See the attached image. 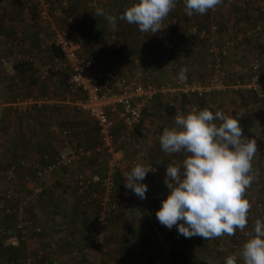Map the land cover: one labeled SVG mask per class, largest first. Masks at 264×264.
I'll return each mask as SVG.
<instances>
[{
  "label": "built area",
  "instance_id": "2783aa9c",
  "mask_svg": "<svg viewBox=\"0 0 264 264\" xmlns=\"http://www.w3.org/2000/svg\"><path fill=\"white\" fill-rule=\"evenodd\" d=\"M248 1L239 3V6L245 8ZM247 3V4H246ZM29 2L28 5H31ZM69 0H60V6L52 13L58 15L62 9L68 8ZM35 7L37 11L38 19L43 23H48L50 20V1L49 0H35ZM263 12V11H262ZM264 18V12L262 13ZM264 23L257 22L253 27H246L241 33L235 34L222 40L221 46H218L217 41V21L213 20L209 25V32L204 28H200L197 21L194 18L181 21L177 17L171 18L166 22L165 26L170 30H182L185 36L189 38V43L195 45L202 39H207V51L211 54L213 59V72L203 82H179L178 78L173 80L167 79L163 83H155L149 81L150 79L143 78L144 67L135 62L133 72L130 74L117 69L115 65H107L105 63L95 64L94 61L88 57L82 48V45L75 39L69 37V31L64 28H59L56 25L49 27L51 33L50 39L44 40V33H39V37L43 39L40 44V50L45 53L51 54L50 45L57 46L61 53L62 58L57 57L50 58L49 62H42L35 64V73L40 81L50 79L53 72L60 66H64L67 69V77L65 78V92L64 101L70 103L76 110L85 112L89 118L93 121L97 136L99 138V145L92 150H82L81 148H71L72 137L70 131L66 128L62 129L58 134V140L61 146L67 147L68 151H58L54 157L50 155H43L39 158H33L30 160L22 161V165L28 166L35 171V175L40 180L34 183L33 191L30 194V198H36L42 192L40 185L43 176L50 172L65 170L72 173L73 183L75 185L76 194L80 196L82 206L91 208L94 213V226L95 233L93 239V246L86 247L81 246V243L77 244L78 248H82L87 253V258L92 264H95L94 258H90L88 253L91 249L99 248L106 251L104 247L105 231L104 228L111 217L117 212L118 206L113 197L114 190V177L118 172L124 173L127 166H135L139 163L137 158L119 160L115 156L117 145H126L129 139L127 131L134 132V136H139L135 131L142 119L143 111L147 100L153 98L154 95L159 93L169 94H191L198 93L199 95L204 93H210L215 91H224L228 88L240 90L241 88L252 89L260 91L262 87V95L264 96V77L260 73L261 62L264 60V47L260 48V43H257L262 37ZM164 30V29H163ZM157 32L155 34V40L149 44L148 60L154 62L158 56L164 53V49L171 50L175 48V43L168 38H164V31ZM168 32V31H167ZM147 36L153 37L147 33ZM249 39L252 42H256V47L253 49V59L249 65L250 75L246 81L242 79H235L232 84H229V78L232 71H230L223 61V56H226L231 50L237 48L244 39ZM22 34L17 33L15 36V42L20 46L24 44L22 40ZM1 66H7L8 61L6 58H1ZM241 69V68H238ZM53 87H50L52 90ZM45 96H18L10 105L21 111L30 110L32 106L42 107L43 105H54L55 100ZM255 104H259L258 102ZM120 123L122 128L126 132L117 136L116 126ZM253 138L257 141L258 149L261 148V132L255 130L253 132ZM260 143V144H259ZM86 155L87 158L94 159V170L86 169L82 166L81 157ZM145 166H152L156 168L154 175H166V170H161L157 165L151 163L147 158L145 159ZM14 166H11L8 170L7 178L11 177L10 173ZM101 170V171H99ZM255 177L259 176L258 170H254ZM248 199L252 204L251 212L260 209L261 215L263 214L261 202L257 201L255 196H251V191L247 190ZM7 200L13 198L10 194L5 193ZM26 200L17 202L16 204V230L26 237L27 235L40 234L42 232V225L39 222L33 221L24 215V205ZM263 209V210H262ZM258 214V213H257ZM261 220L264 221V217L261 216ZM153 225L151 226L152 232L155 233V239L163 244H168L159 232V221L156 215L153 218ZM250 221V220H248ZM252 222V221H250ZM252 225L249 224L246 231L250 230ZM6 233L5 229L0 228V234ZM245 235V234H244ZM71 236V235H67ZM65 237V241L73 244L71 237ZM236 236V235H235ZM227 237L229 241V247L232 250V255H236L239 248L238 237ZM240 239V238H239ZM247 237L245 235L244 241ZM40 259L48 263L50 258H53V251L56 250L54 246V240L50 239L45 246L42 247ZM53 255V256H51ZM39 259V260H40ZM38 260V261H39ZM52 261V259H51ZM36 264L33 261L24 259L18 264ZM158 264V261H155ZM16 264V263H12ZM97 264H101L98 262Z\"/></svg>",
  "mask_w": 264,
  "mask_h": 264
},
{
  "label": "crops",
  "instance_id": "0c3cea01",
  "mask_svg": "<svg viewBox=\"0 0 264 264\" xmlns=\"http://www.w3.org/2000/svg\"><path fill=\"white\" fill-rule=\"evenodd\" d=\"M50 1V20L48 23H43L41 22L38 17H37V11H36V7H35V0H25L24 2V7L22 6V0H18L16 2H12V0H0V22H2V25L4 24L6 27V31H8L7 34L3 35V38H5L6 40H10L9 38L13 37L14 31H18L17 33L22 34V40L24 42L23 45H25V49L24 52H31L30 47L32 45L33 40H35L36 42L38 41L37 35L39 33H44V40L46 39L47 41L50 39L49 34L51 35V33L49 32V27L51 25H56L57 27L60 28V26L58 25L57 21L60 22V19H64L65 18V12L72 10V12L74 11L73 8H75L79 13V15H77L76 17H74V15H70V17H68V19H66L64 22H68V21H72V20H79V18L81 17L82 14V8L83 4L88 1V6L90 7L89 10H93L96 5H98L99 7H103V9L106 10H111L112 6L116 5L118 6L117 9L121 10V12L125 11V9L132 5L134 3L133 0H71L69 4H73L71 7L68 5V8H66L65 10L61 8V12L60 14L56 15L54 13H52V10H55L56 8H58L60 6V0H49ZM29 2H32L31 5H28ZM106 3V6H108V8L104 5ZM231 1H229L227 4H230ZM258 2L255 3L254 8L252 9V11H254L255 13H261L260 10V6H262L261 4L258 3V6L256 5ZM263 7H264V0L262 1ZM120 5H123L122 7H119ZM193 15H198L199 19L197 20V23L199 25L200 28H202V15L200 14H193ZM192 15V16H193ZM233 18L230 22V24L232 25L230 28V31L228 32L229 34H227L226 36H224L221 40H224L225 38L231 37V36H235V34H237L236 32V25L234 24V14L232 13ZM181 21H185L187 18H190L184 11V7L183 9H181L178 12L177 15ZM7 17L12 20V21H16V22H10L9 23L5 22L4 19H7ZM23 17V19H22ZM174 17V16H173ZM4 18V19H2ZM168 19V17L166 18V20ZM171 19V17L167 20V22ZM253 18H251L249 21H252ZM263 20V19H262ZM38 21V22H36ZM123 21V20H122ZM187 21V20H186ZM219 21L217 20V23L219 25ZM120 22V21H119ZM16 23L17 26H12ZM233 23V24H232ZM257 22H255L254 24L252 23H243L244 29L246 27H253ZM264 23V22H263ZM119 25L121 27L126 26L129 27V24L127 22H124V24H122V22L119 23ZM165 26V24H164ZM264 28V26H263ZM13 29H15L14 31H12ZM21 30V31H19ZM68 31L70 34L72 32L78 33V31H72V29L70 30L68 27ZM168 32H173L172 34V41L175 43V48H179V47H185V43L188 44L187 41H184L183 37H177L179 32L174 29V30H168ZM181 32L184 33V31L179 30ZM10 32V33H9ZM180 35V34H179ZM263 41H264V29H263ZM164 38H166V36H164ZM40 41H42L43 39H41L39 37ZM43 40V41H44ZM130 41V39H128ZM245 40V39H244ZM247 40V39H246ZM250 41V40H248ZM247 41V42H248ZM15 42V41H14ZM126 42V41H125ZM201 42V41H200ZM252 42V41H251ZM199 43V42H198ZM197 43V44H198ZM246 42L243 41V43H241L239 45V48L237 47L236 50H240L241 51L237 54L239 57H245V60H248L247 63L244 62L245 64V68L242 65V63H237V60L235 62H233V66L231 68V74H230V79H229V84H232L234 82L235 79H243L242 81H246L249 78L250 75V69L249 65L253 59V51L251 50V46L246 45ZM245 44V45H244ZM23 47V46H22ZM29 49V50H28ZM182 49V48H181ZM180 50V49H179ZM178 50V51H179ZM234 49L231 50L227 55H230V53H233ZM226 55V56H227ZM233 55V54H232ZM229 56L230 59H232L233 57ZM223 56V59L226 57ZM19 57V56H18ZM179 60L181 59V57H177ZM183 59H186V56L182 57ZM187 62H185V67H187L186 64ZM262 63V62H261ZM264 65V63H263ZM262 65V67H263ZM174 66L177 67V64H174ZM172 66L171 64L169 65V69L170 67L172 68V72L171 74L174 75L176 74V72L178 71H174L175 67ZM184 67V68H185ZM230 67V66H229ZM241 68V69H238ZM264 69V67H263ZM133 70V69H132ZM146 69H144V74H146ZM128 72V71H127ZM151 72L155 73V75H157L156 78H159V75L162 74H158L160 71L157 72V69L155 70H151ZM165 72H167V70H165ZM168 73V72H167ZM260 73L262 75V77H264V75L261 72V67H260ZM169 75V74H168ZM247 77H243V76ZM18 77H16L17 79ZM247 82V81H246ZM19 84V83H18ZM260 91H263L262 87H260ZM250 90V92H248ZM54 91V90H53ZM231 91H238L232 88H228L227 90L224 91H216L218 92L217 96L218 100L213 103L210 104L211 108L213 109L212 111L215 112L216 110H221L223 111L226 115H231L233 117H235V115L238 116H242L244 117L245 111H250L251 116H247L246 121H243L245 126L242 128L244 135L246 136V138L248 139H252L253 138V132L255 130H259L261 132V139H260V143H261V148L260 149H264V114L262 112L258 113L259 108L261 107L258 106L256 107L254 104L252 103V101H247V99H245L244 97H247V94L251 93V91L255 92L256 90H252V89H245V88H241L239 91H241V95L243 94V98L240 99H233L235 101H233L232 99L228 100V102H232V104H224V101L226 100L225 95H228L229 92ZM258 91V90H257ZM259 91V92H260ZM64 92L65 90L62 92V90L60 91L59 97L60 98H53V95L51 96V99L55 100L54 105L57 106V114H53L52 118L50 117H46L45 115L41 118H39L38 120L35 119L33 121V124L39 123L40 126H45L46 129H48L51 125V122L53 120V122H56L57 119H62L64 120V122L66 124H70L72 126H74L75 128H77L78 130H80V141L78 140H74L72 137V134H70V136L72 137V145L71 148H85V150H92L95 147L94 146H85L83 143L85 141H88V138L92 135L88 129V126L82 124L81 122H79L81 119L84 120L83 115H85V112H81L76 110L70 103H66L63 99H64ZM174 95H179V94H168L166 95V97H159L158 99H151V100H147V103H152V101L157 100L158 105H160L161 108V104H170L172 103V98ZM260 95V94H259ZM29 96V95H27ZM37 96V95H36ZM206 98H210L212 97V94L210 95H206ZM166 99L165 102H161V99ZM5 104H0V106L2 107ZM148 105V104H147ZM177 105H179L180 107V102L177 103ZM191 105H197L199 110H202V103H195L194 101L191 103ZM190 108V104H187L186 106H184V108H186V112H181L182 110H180L179 113L181 114H187L191 111L195 110V107ZM208 106V105H207ZM249 108V109H245ZM148 108V107H147ZM147 108L145 105L144 108V112L142 115V119L140 124L135 127V131L137 132V134L139 135L134 136V132L132 133L131 131H125L124 128H122L123 126H121L120 123L117 124V128H116V133L117 136H119L121 133L126 132L129 135V139L126 145H122L119 144L117 145L116 151L121 154L122 156H126L127 155V151L128 148L134 146L135 144L137 145H146V141L150 144L151 143V137L152 134L155 130H158L160 132V135L163 132V126L169 127V126H173L174 125V118L171 119H167L164 118L163 116L159 115V117L161 118V120H157L154 119V117L149 116L148 119L145 120V116H146V112H147ZM229 108H230V112H229ZM225 109H227L226 111H224ZM73 111L75 113H73ZM198 111V110H197ZM3 116L5 115V111H3ZM66 113L67 116L63 117V114L60 113ZM262 113V114H261ZM156 114V115H157ZM60 115V116H59ZM87 115V114H86ZM2 116V115H1ZM2 116V117H3ZM88 116V115H87ZM56 117V118H55ZM89 117V116H88ZM87 118V117H86ZM159 118V119H160ZM52 119V120H51ZM88 119V118H87ZM162 119H164V122L162 121ZM88 120L91 121L92 125L94 124L92 122V120L89 118ZM153 120L154 122L150 124V121ZM219 123V122H217ZM249 125V126H247ZM253 125V126H252ZM95 128V134H94V139L96 141L95 146L99 145V138L97 136V132H96V127L94 125ZM51 129V128H49ZM64 129V128H58L55 127L54 129L52 128V130L48 131V133H44L43 135H39L38 130L35 133V136L37 138H43V139H48V145L50 143L53 144L54 140L56 142V147H59V149H55L52 152L53 153H57L58 151H65V147L63 148L58 140V134L59 132ZM70 131V130H69ZM71 133V131H70ZM34 136V138L32 139H37ZM147 137H149V139H147ZM159 137L157 136V140H155V143L157 144L159 142ZM49 138L52 141H49ZM259 143V144H260ZM148 144V145H149ZM146 145V146H148ZM158 145V144H157ZM160 146V144H159ZM55 147V146H54ZM139 147V146H138ZM142 149V146H140ZM91 148V149H89ZM137 148V147H136ZM50 149H52V147H50ZM258 149V150H260ZM84 150V149H83ZM115 151V152H116ZM148 152V151H147ZM31 155H35L34 157L38 156L39 154L36 151H32V153H30ZM140 158L136 157V156H132V155H127L125 158H137L139 160L140 164L145 165V155H144V151L141 150L139 152ZM148 155V154H147ZM163 155V156H162ZM154 156H156L157 158H159L160 160V164H159V168L161 170H166L167 165L162 164L161 162L164 163V161L166 160L165 156L166 154L163 153L161 154L160 152H157L156 155L155 153H150L149 152V157L147 158L151 163L155 164L151 159L154 158ZM128 158V159H129ZM81 159L83 160L84 164L87 162L85 166L86 169L87 166H90V161L94 162L93 158H87L86 155H83L81 157ZM155 160V158H154ZM171 160V159H170ZM89 161V162H88ZM89 163V164H88ZM170 162H168L167 164H169ZM82 165V164H81ZM157 165V164H156ZM255 165H260V167H263L262 162L258 161V157H254L253 159V166ZM131 166H127L125 172H128L129 170H131ZM33 170V169H32ZM34 171V170H33ZM101 171V170H99ZM57 172V171H55ZM52 173V172H50ZM54 173V172H53ZM35 174V171H34ZM123 174V173H122ZM154 174H150V176H152ZM36 176V175H35ZM158 176V175H155ZM160 176V177H159ZM156 179H154L152 182H150L149 184H147L148 189H147V193H146V198L145 199H140L138 196H136L132 191V197L128 196L125 194V192H123V195L117 196L116 195V190L113 192V197L114 200L116 201V204L118 206L117 212H119L118 214V218H117V222L115 223V226L112 223L109 224L108 229L106 230V235H107V239L105 240V242H107L106 244L108 245V252L105 254V256L103 257L104 264H155V260L158 259L156 257H158L159 255L155 254V257L153 258H149V256L147 257L148 254H146L144 256V251H151V248L149 249L148 246L151 245L153 246L155 244V240L153 238L154 234L152 235V230H151V224L150 223V218L152 219V216L154 214V216L156 215V212L160 209L162 201L164 199L167 198V196L169 195L170 189L167 188L166 184H165V175H159ZM155 178V177H154ZM38 179V178H37ZM43 179V178H42ZM41 179V181L43 182V180ZM57 180H55L54 182H52L53 180L49 181L47 180V182L44 185L49 184V188L47 190H45L42 193V196L37 199L34 204L32 205V209L34 210V212H31L33 215H31L30 213L28 214L31 218H33V221H36V217H39V221L42 223H40L42 225V232L38 235H36L37 237L40 236L43 240L41 241L44 244V240H48L51 239L52 237L55 238L56 240L59 241V247L56 253V256L53 258V260L56 262V264H78L79 261L76 262V259L73 258V252H74V248L72 247L73 244L65 241V234H67L66 232H64L65 228L69 229L68 233L74 234V235H84V230L81 229V225L80 227H78L76 224H78V220L83 216V212L80 211L82 209H84V207L81 205H79V203H73V198H67L68 196H60L59 191L57 192V190L54 189V185L57 184L56 182H59L60 185L62 184L63 181H61L60 179L56 178ZM65 183L67 182L66 185L74 188L73 192L75 191V185L73 183V178L71 179H66L64 180ZM32 182H36L32 181ZM52 183V184H51ZM141 183L145 184V182L141 181ZM63 185V184H62ZM46 189V188H45ZM76 192V191H75ZM74 192V193H75ZM127 200H130V203H127ZM81 202V200H80ZM38 203V204H37ZM81 204V203H80ZM132 204V205H130ZM72 207V209H71ZM132 207H135L138 213L136 215V213H132L130 211V209ZM129 210V214H127L125 212V210ZM90 210V209H88ZM92 212V210H91ZM146 213L147 217V221L146 223L144 222V217H143V213ZM116 214V213H115ZM50 216V217H48ZM79 216H81L79 218ZM138 216L139 218H141L142 220L139 222H137L138 220ZM153 216V218H154ZM129 217V218H128ZM127 225V226H126ZM162 225V224H161ZM163 228V229H162ZM162 228L159 229L160 234L162 235V237L166 240L165 236L168 237V239L172 238V241L174 244L173 249H179V250H184L186 252L189 253L190 255V263L189 264H198V260L202 259V261H205L207 264H225V260L226 257L231 255V249L229 247V241L227 240L228 236H222L220 238L217 239H213V240H204V238L199 237V236H193L191 238H185L184 236L180 235L178 233L177 227H173L172 229H168L167 227H165L164 225H162ZM63 230V231H62ZM245 233L244 232H240L239 230H237V237H238V241H239V245L242 244L243 246V241L245 239ZM131 236H134V238L136 239V242H131L130 238ZM36 242V238H34ZM241 241V242H240ZM40 242V243H41ZM23 243V242H22ZM37 243V242H36ZM157 243V242H156ZM42 244V245H43ZM133 244H135L137 246V257L134 260V263L132 262H127L126 258H123L124 254H126V252H129L133 249ZM166 247V252H163L162 257L159 260L158 264H171L170 263V245L164 246ZM156 249V248H155ZM231 250V251H230ZM224 252H225V256H224ZM113 253V255L111 254ZM200 253V254H198ZM200 255V258L196 259V255ZM224 256V257H223ZM194 258L195 263L192 261V259ZM124 260V261H123ZM130 261V260H129ZM154 261V263H153Z\"/></svg>",
  "mask_w": 264,
  "mask_h": 264
},
{
  "label": "rangeland",
  "instance_id": "374dc122",
  "mask_svg": "<svg viewBox=\"0 0 264 264\" xmlns=\"http://www.w3.org/2000/svg\"><path fill=\"white\" fill-rule=\"evenodd\" d=\"M16 1L17 0H12V2H16ZM23 1H25V0H22V2ZM70 1L71 0H69V3H70ZM229 1H231V3L227 4ZM262 1L263 0H253V1H248L249 2L248 4L246 3L247 5L250 4V6H251V8L249 9V14H250L249 19H246L245 14H244L242 16L241 21L236 22L234 20V24L236 25L235 27H237L236 28L237 33H241L242 30L244 29L243 23L248 22V23L254 24L255 22H262V23L264 22V18L262 16V13L264 12V7L262 4ZM240 2L244 3V2H246V0H223V3L218 5L214 10L210 9L207 13L202 15V23L205 24V22H207L209 20L210 21L220 20L219 21L220 30L217 34V38L221 40L224 36L229 34L228 32L230 31V28L232 26L230 24V22L233 21L232 20V13L237 9L236 7L238 6V7L243 8L242 6L238 5ZM256 2H258L259 4L262 5V6H260L261 13H257V12L255 13L254 11H252ZM258 3L256 4L257 6H258ZM72 5L73 4H69L70 7ZM104 5L106 6V3ZM22 6L23 7L25 6L24 2L22 3ZM122 6L123 5H120L119 7H122ZM83 7L85 8L84 5H83ZM86 7H87L86 9L82 8V14H81V17L79 18V20H77V21L72 20V21H68L67 23L64 22L66 19H68V17H70V15H74V17L79 15L80 12H78L75 8H73L74 9L73 12H72V10L65 12V14H66L65 18L62 20L60 19V22L57 21V23L60 26V28H64V29L68 30V27H69L70 30L72 29V31L73 30L78 31L79 35L83 36L84 42H82V44H81L84 46L83 51L88 57H90L94 61L95 64H100L103 62L107 65H115V66H117L118 70H121L124 72L128 71V73L131 74L133 72L132 69L134 68V64L136 61L139 62L144 67V69L146 68L145 66H147V64L151 63L148 60L149 44H151V42H153V40H155V34L150 33V35L153 37L147 36L144 33L140 32L138 29V26L134 25V24H129V27H127V28H126V26L121 27L119 25V23L122 22V24H124V22H126V21H124V20L122 21L119 19V16L123 13V11L121 12V10H118L117 9L118 6H116V5L112 6L111 10L104 9L108 15L117 16V24H116L114 29L112 28V26H110L108 24L107 20L104 17H101V16L96 17L93 13L94 10H89L87 5H86ZM96 7H99V6L96 5ZM106 7L108 8V6H106ZM183 7H184L183 0H176V7L168 15V19L170 17L171 18H174V17L179 18L177 16L178 12L181 9H183ZM101 8H103V7H101ZM0 17H1V14H0ZM191 17L194 18L196 21L199 19L198 15H193ZM251 18H253V20L249 21ZM2 19H4V18H2ZM22 19H23V17H22ZM4 20L7 23H9L8 21H10L12 23L16 22V21L10 20L8 17H7V19H4ZM167 20L165 19L163 21V24H166ZM36 22H38V21H36ZM12 26H17V25L15 23ZM2 29L3 28H0V36L3 35V33H4L3 32L4 30H2ZM19 31H21V30H19ZM163 31H164V33L167 32V28L164 27ZM177 31L180 34V35L178 34L177 37L178 38L183 37L184 41H187V37L185 36V33L181 32L179 30H177ZM70 33H71V31H70ZM72 33H74V35L77 34L75 32H72ZM261 35H263V33H261ZM49 37H51L50 34H49ZM128 39H130V41ZM246 39L244 40V42H246L245 44L251 46V50L253 51V49L256 47V42H251V41H248L249 39H247V40ZM14 41H15V38H14ZM148 41H150L149 44H148ZM200 41H198L199 43L197 42L198 44L196 43L195 45H188L187 43H185V45H184L185 47H179L178 48V50L179 49L180 50L177 52L179 54H177L176 57L167 56V57L161 58V56H158L157 62L160 64L149 65L150 68L148 69L149 71H147V72H150V70H155V69H157V72H158V71H160V68L167 69L170 64H176V63H172V60H173V61H178V63H179V66L177 65L178 67H175V69L173 71V72L178 71L174 75L175 78H178L181 68H184L185 67L184 63L187 62L186 66H191V68L193 70V74L196 77L195 78L196 80H194V81H201V82L205 81L207 79V77L209 76V75L207 76V68H209L211 65V60H212L211 57L212 56L207 55L204 42H202V41L200 42ZM5 43H7V40L5 38L4 39L1 38V40H0V53L3 51V48H4L3 45H5ZM257 43H260L262 45V47H264L263 36L260 38V40ZM25 47L26 46L23 45V47H21L17 52L11 51V53H9L8 55L6 53H3L4 57H6V61H8L7 66H1L0 65V90H2L3 96H6V94L8 93V89L5 86V85H7L6 83L11 82V80L15 76L14 72L11 68V62H14L16 60H20V58H26V57L27 58L29 57L34 64H39L42 62H49L50 61L49 54L40 50V48L37 47L36 42L34 40H33V43L31 45L30 54H28V52L27 53L24 52ZM238 48H239V46H238ZM240 51H241V49L238 51L235 48L233 53H230V55H227L223 59L222 63H224V65L230 71H231V68L233 66V62H235L236 60H237V63H242V65L245 68V64L243 61H245V63H247L248 60H245V57L243 58V57H239L237 55ZM231 55L233 57L232 59H230V57H229ZM114 56H117L119 58V62L112 61ZM183 56H186V59H183L182 58ZM121 57H122V59H121ZM177 57H181V59L179 60ZM171 58H173V59H171ZM263 63H264V60H262V63H261V72L264 75ZM262 65H263V67H262ZM170 71H172V70H170ZM150 73H153V72H150ZM170 73H172V72H170ZM147 74H149V73H147ZM158 74H162V73L159 72ZM32 77H33L32 73H30L28 76L25 75L23 77V79L21 78L20 79L21 82L19 79H15V80H17V85L20 87V88H18L19 93L17 94L19 97L20 96H26V95H35V96L40 95L44 89L47 91L48 95H50V96L53 95V98H55V99L60 98L59 97V95L61 94L60 91L56 88L54 89V91L50 90L48 81H44V82L39 81L38 82L37 80H35L33 78L34 83H32V84H34V85L30 84L29 82H30ZM66 77H67V69L64 66H60L59 68H57V70H55L53 72V75L50 78V81L52 80L57 85L59 81L65 80ZM243 77H247V75L246 76L244 75ZM159 78L162 79V75H159ZM27 83H29L30 85H28ZM155 83H157V82H155ZM45 88H47L48 90ZM168 94L169 93H167V92L157 94L156 99H158L159 97H163V96L165 98L166 95H168ZM14 96H15V94H14ZM225 97H226V100L224 101V104H232V102H230V103L228 102V100H230V99L233 100L236 98V99L241 100L243 98L241 93H238L237 91H231L228 93V95H225ZM245 98L247 99V101H253L255 103L258 102L259 103L258 106L261 105V107L259 108L257 114H259L260 112H262L264 114V96L262 95V91H260V92L255 91V92H251L250 94L248 93L247 97H245ZM160 99H161V102H165V100H166V99H162V98H160ZM233 101H235V100H233ZM146 108H147V112H146L145 120L148 119L149 116L154 117V119L161 120L159 115L162 116V113H161L160 105H158V103H157V100L152 101V103H150V104L146 102ZM226 110L227 109H225L224 111H226ZM229 112H230V108H229ZM73 113H75V112L73 111ZM53 114L58 115V112L52 113V116H53ZM60 114H63L62 115L63 117L67 116V114L64 112L60 113ZM83 116H85L84 120L81 119L79 122L88 126V129H89L90 133L92 134L88 138V141H85L83 144L85 146H87V149H88V146L90 147L91 145L96 147L95 146L96 141L94 139V134H95L94 133L95 132L94 124L92 125L91 121L88 120L89 117L86 114ZM162 121L164 122V119H162ZM16 122L17 121H15L14 118L10 119V118L6 117V118H3L2 120L0 119V126L3 127V128L1 127L2 129H0V160L3 158L10 159L11 152H10V149L8 147L9 146L8 141L10 140L11 136L13 135L12 134L13 133L12 127L14 126V124ZM153 122L154 121L151 120L150 124ZM55 127L66 128V129L70 130L71 131L70 134H72V137L74 136L73 139L80 141L79 140L81 137L80 130H78L77 128H75L74 126H72L70 124H66L64 122V120L62 119V117L60 120L57 119L56 122H53V120H52L51 125L49 127L51 129H49V128L46 129L45 126L42 125V126L37 127V130H38L39 135H43L45 132L48 133V131L52 130V128L54 129ZM157 136H160V132L158 130H155L153 132L151 140H150L151 143L149 144L146 141V145L149 144L148 146L135 144L131 148L130 147L128 148L127 155H132V156H136V157L140 158L139 152L141 150L144 151V155H145L144 158H150L149 152L155 153V155L157 152H160L161 154H163L164 152L161 149V147L159 146L160 142L157 143L158 145L155 143V140H157ZM147 139H149V137H147ZM140 146H142L145 149H142ZM50 147H52L53 150L59 149V147H56L55 140H54L53 144L50 143V145L47 148L50 149ZM65 149H66L65 152H67L68 148L65 147ZM83 149L85 150L84 147H83ZM89 149H91V148H89ZM50 151H52V150H50ZM115 156L121 161L129 158V157L125 158L126 156H122V153L120 154L119 151L115 152ZM255 156L258 157L259 162H262L263 167H259V168L257 167L256 168L258 170L259 176L255 177V179L253 180L252 188L251 189L248 188L247 190L251 191V193H252L251 196H255L257 198V201L261 202L262 208H264V149L262 148V149L258 150ZM171 157H173V155H167L166 154V156H165V158H171ZM154 158H155V160L153 162H156L155 164L160 162L159 158H157L156 156H154ZM180 161H182V160L180 159V156H178L177 158H171L170 163H177L178 164V163H180ZM81 162H82V166L87 164V162L84 164L82 159H81ZM2 163H3V161H2ZM89 163H90V166H87V168L94 170V168H95L94 162L90 161ZM5 164H6V161H4V165ZM12 164H14L13 165L14 168L10 173L11 177L9 179L7 178L9 168L6 171H4L3 167H0V172H1V170H3V177L2 178L0 177V194L2 192V193L10 194L13 197H15L16 195L17 196L22 195V197L26 200L25 205H27V207L24 209V215H26L27 218L32 219L28 214L30 213L31 215H33L31 212H34V210L32 209V205L35 202L34 201L35 198L34 199H33V197L30 198V194L34 188V182H32V181L37 180V178L34 174V171L30 167L24 166L22 164L19 165L17 163L16 157L13 158ZM150 174L151 173L149 172L146 175L145 179L143 180V182H145V184H149L150 182H152L154 179H156L158 177L155 175L150 176ZM56 178L63 181L62 182L63 185H66L67 182L65 183L64 180L71 179L72 173L67 172L65 170H60V171H57L54 173L52 172V173L45 174L43 176V179H42L43 182L41 184V186H42V192L41 193H43L45 190H47L49 188L50 183H48L47 185H44L47 182V180H49V181L53 180L52 182H54L55 180H57ZM73 189L74 188L70 187L68 190V197H70V198L74 197ZM116 192H117L116 193L117 196H120V195L124 196L123 192H125L127 197L128 196L132 197L131 196L132 192L130 190L126 189L125 182H122V184L118 182V184L116 185ZM246 198L248 199V193L247 192H246ZM127 203H130V200H127ZM130 205H132V204H130ZM0 206H1V203H0ZM87 209H90V211H91V208H87L86 206L84 207L83 210L85 211ZM260 209H261V207L255 211H253V212L250 211L248 220L253 221V223H254L256 219H261V216L264 217V210L262 209L263 214L261 215ZM130 211L132 213L137 212L135 207H132L130 209ZM125 212L127 214H129V210L126 209ZM118 214H119V212H117L114 215L115 219L118 216ZM137 214L138 213H136V215ZM2 216H3V213L0 211V217H2ZM153 216H154V214H153ZM153 216H152V219L150 218L149 224H151V226L153 225V221H152ZM48 217H50V216H48ZM137 220H138L137 222L140 223V221L142 219L139 218V216H138ZM36 222L41 223L39 221V219L36 220ZM116 222H117V219L113 221L114 226H115ZM117 224H118V222H117ZM64 232L67 233V234H65V237L67 235H71V236H67V238L71 237L74 244L77 243V242H75V240L80 235H74V234H72V232L69 234L66 228H65ZM245 232H246V229H245ZM34 238H35V236L33 234L27 235L26 237H24L23 243L22 242L18 243L17 246H13V245L7 246L6 245L4 247H0V264H10L9 259H7V258H9L11 255H18L19 262H22L24 259H26V260H29L31 262L33 261L36 264H39L38 260L41 258V257L39 258V256L40 255L44 256L41 254V252L43 251L42 250V247H43L42 244L43 243L40 244V242L38 240L36 241L37 243L33 242V241H35ZM51 239L54 240V246L56 247V250L53 251L52 253L54 256H56V253H57V250L59 247V241L53 237ZM104 239L105 240L107 239V235ZM49 240L50 239L44 240V243L47 244V242ZM243 242H245V241H243ZM158 245L162 248L164 247V244H162V243L157 242V246ZM138 248L135 244H133L132 252L130 254L128 252H126V254H124L123 258H126L127 262H129V263L130 262L134 263V260L138 256L134 251H136ZM148 248L149 249L151 248V250H153V252L148 251V250L144 251V253H143L144 256L146 254H149L151 256L152 254L155 255L157 253H160L159 250H157V249L154 250L156 248L155 244L153 246L149 245ZM241 250H242V244L239 245V248L237 249V251L233 252V253L236 254V256H239V258H240ZM107 252L105 250H101L99 248H97V249L93 248L88 253V256L90 258L91 257L95 258V264H97L98 262L103 263V262H105L103 257L105 256V254ZM111 254L113 255V253H111ZM198 254H200V253H198ZM198 254L196 255V259L200 258V255H198ZM225 255L226 254L224 252V256ZM23 256H25V257L21 258ZM73 256H74L73 258L76 259V262L79 261V258H80L79 248H78L77 252L73 253ZM192 261L195 263L194 258L192 259ZM237 261H238L237 264H243L242 257H241V259H237ZM153 263H154V261H153Z\"/></svg>",
  "mask_w": 264,
  "mask_h": 264
},
{
  "label": "clouds",
  "instance_id": "9594fccd",
  "mask_svg": "<svg viewBox=\"0 0 264 264\" xmlns=\"http://www.w3.org/2000/svg\"><path fill=\"white\" fill-rule=\"evenodd\" d=\"M183 3L191 17L214 10L223 0ZM175 7L176 0H136L119 19L137 25L142 33L156 34L164 29L163 21ZM93 13L115 28L117 16L108 15L101 7H95ZM186 72L181 68L179 82L187 79ZM159 142L165 154L182 153L186 158L167 164L165 184L170 192L156 212L157 220L168 229L177 227L185 238L199 236L205 241L235 236L237 230L244 232L247 239L240 252L243 264H264V221L256 219L245 232L252 208L246 192L255 179L253 159L258 145L246 138L239 119L209 108L178 113L174 126L163 129ZM150 171L155 173L156 168L137 163L124 172L126 189L145 199L148 186L141 181ZM225 264H237V256H227Z\"/></svg>",
  "mask_w": 264,
  "mask_h": 264
},
{
  "label": "trees",
  "instance_id": "16d2710c",
  "mask_svg": "<svg viewBox=\"0 0 264 264\" xmlns=\"http://www.w3.org/2000/svg\"><path fill=\"white\" fill-rule=\"evenodd\" d=\"M133 1L136 2V0H133ZM87 3H88V1H86L83 4L85 6L84 9L87 8L86 7ZM88 8H90V7L88 6ZM236 8L237 9L233 12V14L235 15L234 16L235 17L234 20L236 22L241 21L242 16L244 14H245V18L249 19V15H250L249 14V9L251 8L250 4L247 5L245 8H241V7H238V6ZM93 10H95V9H93ZM232 18H233V15H232ZM189 19L190 18H187L186 20H189ZM211 22L212 21H210V20L205 22V24H202V28L206 29V31L209 32V25H210ZM0 28H3L2 30H4L3 31L4 32L3 35L8 33V31H6L5 25L4 24L2 25V22H0ZM14 30L15 29H13L12 31H14ZM219 30H220V24L218 25L217 34H218ZM16 32H18V31H16V30L14 31V34H13V37H12L13 39L10 37L9 38L10 40H7V43H5V45H3L4 48H3V51L0 53V61H1V58L4 57L3 53H6L8 55L9 53H11V51H16L17 52L23 46V44H21V46H20L17 42H14V38L16 36ZM172 33L173 32H171V33L170 32H166L165 33L166 38L171 40L172 39L171 37L173 35ZM3 35L0 36V40H1V38L4 39ZM36 35H37L38 41L37 42L35 40L34 41L36 42L37 47L40 48L41 41L39 39V34H36ZM69 37L77 40L79 43L81 42L80 44H82V42H84L83 36L79 35V33H77L76 35H74V33H70ZM206 40L207 39H202L201 41L204 42V45H205V48H206L205 50H206L207 55L211 56V54L208 53V51H207ZM187 42H188V45H191V43H189V38H187ZM149 43H150V41H148V44ZM216 43H217L218 46H221L222 40L217 38ZM261 47H262V45H260V48ZM50 48H51V54L49 55L50 58H52L53 56L57 57L59 59L62 58V53H61L60 49L57 46L52 44V45H50ZM82 48L84 49V46ZM30 50H31V47H30ZM177 52H178L177 48H174V49H171V50L164 49V53H163L162 57H167V56L176 57V55L179 54ZM28 54H30V53L28 52ZM4 58H6V57H4ZM121 59H122V57H121ZM171 59H173V58H171ZM112 61L119 62V58L117 56H114ZM172 63H176L179 66L178 61H173L172 60ZM151 64H155L156 65V64H160V63H158L157 59H156V60H154V62H151V63L147 64V66H145L146 67L145 71H146V74L149 73L150 75L149 74H147V75L144 74L143 78H145V79L148 78V79H150L149 81L157 82V83H163L167 79H169V80L172 79L173 80V78H175V77H173V75L171 73H169V71L173 67L172 68L170 67V69L169 68H167V69L160 68V72L162 73V79L161 78H156L157 75H155L154 73H150L151 70H150V72H147V71H149L148 70L150 68L149 65H151ZM0 65H1V62H0ZM171 65L174 66V64H171ZM174 67H176V66H174ZM11 68H12L15 76L11 80V82L6 83L7 85H5L6 88L8 89V93L6 94V96H3L2 90H0V104H5L2 107L0 106V119L2 120L3 118H6V117H8L10 119L14 118V120L17 121V122L12 127L13 128V133H12L13 135L11 136L10 140L8 141V144H9L8 147H9L10 152H11L10 159L3 158V159L0 160L1 161L0 162V167H3L4 171H6L8 168H10L11 166L14 165V164H12V160L15 157L17 159V163L20 165V164H22V161H24V160H30V159H33V158H39V157H42L43 155H46V154L50 155L51 157L55 156V153L52 152L53 149H48L47 148L50 145V144L48 145V143H46V142H48V139L37 138L35 136V133L37 131V127H39L40 125H39V123H36V122L33 124V121L35 119L38 120L39 118L43 117L44 115L46 117L52 118V113H57L56 110L59 109L55 105H43L42 107L32 106V108L30 110H25V111H21V110H17L15 108H13L10 105V103L18 96L17 95L19 93L18 92L19 91L18 88H20L17 85V80H15L16 77H18L17 79L20 80L21 78L23 79V77L25 75L28 76L30 73H32L33 77L31 78L30 82L28 81L30 84L34 83L33 78L35 80H37L38 82L40 80L37 78L36 73H35V64L32 62V60L29 57L28 58L27 57L26 58H20V60H16L14 62H11ZM185 68L187 69V72H186L187 79L185 81L186 82H190V83L191 82H195L194 80H196L195 79L196 77L193 74V70H192L191 66H187ZM165 70H167L168 73L165 72ZM212 72H213V59L211 60L210 67L207 68V76L210 75ZM45 81L49 82V88L53 87L52 90H54L55 88L58 89L59 91L62 90V92L65 90V80L59 81L57 85L52 80L50 81V79H47ZM20 82H21V80H20ZM41 82H44V81H41ZM29 83H27V84L30 85ZM32 85H34V84H32ZM45 89H47V88H45ZM237 92L241 93V91H239V90ZM248 92H250V90ZM251 92H253V91H251ZM216 93L218 94V92L215 91V92H210V93H204V94H201V95H199L198 93H191L189 95L182 93V94H179V95H174L173 97H171L172 98V103H170V104H161L162 116L164 118H167V119L174 118L180 112V110H182L181 111L182 113L187 111L186 108H184V106H186L187 104H190V108H192L194 106V105H191V103L193 101L195 103H202V109L209 108L210 110H213L211 108L210 104H213V103H215L218 100V97H215V96H217ZM14 94H15V96H14ZM210 94H212V97L206 98L207 97L206 95H210ZM45 95H48V94H47V91L43 89L41 94L37 95V96H45ZM156 95H154L152 99L157 98ZM242 96H243V94H242ZM49 97L51 98V96H49ZM178 102H180V104H181L180 107H179V105H177ZM252 103H255V102L252 101ZM255 106L258 107V105H255ZM194 107H195L194 111L199 110L197 105H195ZM245 109H249V108L245 107ZM3 111H5V115L4 116H3V113H4ZM1 115L3 116V118H2ZM247 116H249V117L251 116L250 111H245L244 117L247 118ZM235 118L239 119V122H240L242 128L245 126L243 121L245 120V122H248V121H246L247 119L243 118L242 116L235 115ZM247 126H249V125H247ZM1 127L2 126H0V129L3 128V127L2 128ZM163 127H166V126H163ZM252 132H254V131H252ZM34 136L37 139H32V138H34ZM49 140L51 141L50 138H49ZM50 150H52V151H50ZM32 151H36V152L38 151L37 153L39 155L34 157V155L30 154V153H32ZM178 156H180L181 160L186 158L185 154H182V153L181 154H173V157H171V158H177ZM171 158H166L164 163L161 162V165L162 164L167 165V163L170 162ZM151 160L154 161V158H152ZM2 161H3V163H2ZM4 161H6L5 165H4ZM154 163H156V162H154ZM257 167L259 168L260 166H258V165L253 166V171L256 170ZM0 177L1 178L3 177V170H1V172H0ZM36 181L38 183L40 180L37 179ZM118 182L121 183V184H122V182H125L124 175L121 172H118L115 175V177H114V190L113 191L116 190V185L118 184ZM56 183L57 184L54 185V189L57 190V192L60 190L58 194H60V196L62 195V197L65 196V195L68 196V190H69L70 186L62 185V184L60 185L59 182H56ZM41 184H42V182H40V185ZM252 186H253V182H252V184H251V186L249 188L251 189ZM73 195H74L73 203H79V205L81 206V204H80L81 203L80 202V196L77 195L76 192ZM41 196H42V193L39 194L35 199L33 198L34 201L39 199ZM67 198H69V197H67ZM23 199L24 198L22 197V195H18V196L16 195L12 199L7 200L6 197H5V193L1 192V194H0V201H1L0 202L1 203L0 211L3 213V216H2L3 218L0 217V228L5 229V231H6V233L0 234V247H4L6 245L7 246L8 245L9 246L10 245L17 246L18 243L23 242L24 238L15 229L16 228V224H17V218H16L17 216L15 215L16 214L15 213L16 212L15 211L16 210L15 209L16 208V204H17V202L22 201ZM26 207H27V205H24V209ZM71 209H72V207H71ZM80 211L83 212L82 213L83 216L82 217L79 216V218L80 217L81 218L77 221L78 224H76V225L78 227H80V225H81V229L84 230V233H83L84 235H81V237L79 236L78 238H76V240H75V242H77L76 244L73 243L72 247L74 248L73 249L74 252L78 251V247L76 246L78 243H81V246H86V247H89V248L92 247L93 243H94L93 242L94 233H95V230H94L95 228H93V226H94V218H95L94 217V213H93V211L91 212L88 209L85 210V211L82 209ZM142 213H143V217H144V222L146 223L147 218H145V217H147V215L144 212H142ZM114 215L111 217V219L108 221V224H106V226L104 228L105 237H106V230L108 229L109 224L112 223L114 220H116L118 218V216H117L116 219H115ZM38 218L39 217H36L37 220H38ZM248 222H249V224L252 225V227L254 226L253 221L252 222L248 221ZM158 224H159V229H161L162 228L161 223L159 222ZM68 232H69V229H68ZM153 234H154L153 237H155V233L154 232L152 233V235ZM36 235H38V234L34 235L36 240L41 242L43 239L40 236L37 237ZM235 237H237V235ZM165 238L168 241V244L167 245L164 244V246L168 247V245H170V252H169L170 253L169 254L170 255V263L171 264H189L190 263V255H189V253L184 251V250L182 251V250H179V249H176V248L171 250L175 243H173L172 238L168 239V237H166V236H165ZM130 240H131V242H136V239L134 238V236H131ZM154 240H155L156 249L159 250V252H160V253H157V255H159V256L156 257L158 259H156L155 261L159 262L160 261L159 259L163 258L162 257L163 252H166V247L162 248L159 245L157 246L156 242H159V241L157 239H155V238H154ZM106 243L107 242H104V247H106V252H107L108 245ZM159 243H162V242H159ZM40 244H42V242ZM45 245L46 244L44 243L42 246H45ZM156 249H154V250H156ZM138 251L136 250L134 252L137 253ZM79 252H80L79 264H91L90 260L87 258V253L82 248H79ZM131 252H132V250L129 251L128 253L130 254ZM151 252H153V250H151ZM231 253H232V251H231ZM51 256H53V255H51ZM148 256H149V258H152V257L154 258L155 257V255H153V254L151 256L148 254L147 257ZM24 257L25 256H23L21 258H24ZM53 258H50L48 263L44 262V260H42V259H40L38 261V263L39 264H56V262L53 260ZM7 259H9V263L10 264H12V263L18 264V262H19L18 255H11ZM51 259H52V261H51ZM237 259H241V256H240V258H239V256H237ZM94 260H95V258H94ZM197 263L198 264H207L205 261H202V259L198 260ZM101 264H103V263H101Z\"/></svg>",
  "mask_w": 264,
  "mask_h": 264
}]
</instances>
